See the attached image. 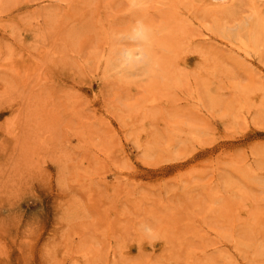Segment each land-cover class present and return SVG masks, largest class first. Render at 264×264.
<instances>
[{"label": "rangeland", "instance_id": "obj_1", "mask_svg": "<svg viewBox=\"0 0 264 264\" xmlns=\"http://www.w3.org/2000/svg\"><path fill=\"white\" fill-rule=\"evenodd\" d=\"M0 264H264V0H0Z\"/></svg>", "mask_w": 264, "mask_h": 264}, {"label": "bare ground", "instance_id": "obj_2", "mask_svg": "<svg viewBox=\"0 0 264 264\" xmlns=\"http://www.w3.org/2000/svg\"><path fill=\"white\" fill-rule=\"evenodd\" d=\"M138 1V0H137ZM137 4V3H136ZM249 18H251V17H248V19ZM247 20H245V22H246ZM242 23V22H241ZM240 24V23H239ZM247 24V23H246ZM246 24H243L242 23V25H245V26H243L244 28L246 27ZM241 25V24H240ZM143 26V25H142ZM228 28L227 29H229V26H227ZM237 25L236 26H233V28H235L236 30H237V28H239V27H237ZM143 28V27H142ZM144 28H145V26H144ZM223 29H225V28H223ZM222 29V30H223ZM226 29V31H228ZM231 29V28H230ZM139 30V29H138ZM142 31H141V33H140V35H139V40L140 39H142V40H147V38L149 37V30L148 31H146V30H144V29H141ZM254 30H256L255 28H254ZM231 32H232V30H230ZM229 31V32H230ZM238 31V30H237ZM236 31V32H237ZM235 30H234V34H232V33H230V34H232L231 36H234L235 37ZM251 32V31H250ZM253 32V31H252ZM228 33V32H227ZM243 33H245L244 31H243ZM243 33H242V35H243ZM247 33H249V32H247ZM222 34H223V32H222ZM225 34H226V32L224 33V36H225ZM239 35H241V32L239 31ZM249 35V34H248ZM251 35V34H250ZM244 36V35H243ZM247 37V36H246ZM153 38V37H152ZM230 38V37H229ZM234 39V38H233ZM135 40V39H134ZM245 41H246V39H245ZM150 43V42H149ZM262 45V44H261ZM140 46V45H139ZM263 46V45H262ZM141 49H142V47H140ZM122 49H123V47H122ZM145 49V48H144ZM126 50V49H125ZM146 50V49H145ZM123 51V50H122ZM120 52H121V48H120ZM140 52V51H139ZM148 52V51H147ZM115 53V52H114ZM144 53V55H142V59L140 58V56L136 53V55H138L139 56V58H140V60L139 61H135V60H137V58L134 60L133 59V57H135V56H131L130 54H127L126 53V51H123V59L122 60H124V62H125V65H121V66H125L126 67V69H128L127 67L129 66V65H132L133 66V68L134 67H136V65L137 64H139V63H143L144 65H147L148 66V64L151 62V58H152V56L151 55H149V53H145L143 50H142V54ZM112 54V53H111ZM116 54V53H115ZM113 56H115V55H113ZM151 57V58H150ZM112 59H114V58H112ZM153 61V60H152ZM100 62V61H99ZM132 62H133V64H132ZM115 63H117V61H115ZM141 64H139L140 66H141ZM142 64V65H143ZM138 65V66H139ZM151 65V64H150ZM153 66V65H152ZM143 67V66H142ZM132 68V69H133ZM138 68V67H137ZM136 68V69H137ZM116 69V68H115ZM121 69H123L122 67H121ZM125 70V69H124Z\"/></svg>", "mask_w": 264, "mask_h": 264}, {"label": "clouds", "instance_id": "obj_3", "mask_svg": "<svg viewBox=\"0 0 264 264\" xmlns=\"http://www.w3.org/2000/svg\"><path fill=\"white\" fill-rule=\"evenodd\" d=\"M151 229L150 228H148V229H146V233L148 234V235H151Z\"/></svg>", "mask_w": 264, "mask_h": 264}]
</instances>
